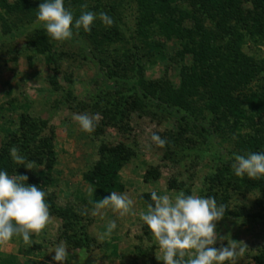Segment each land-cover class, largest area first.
<instances>
[{
	"label": "trees",
	"instance_id": "obj_1",
	"mask_svg": "<svg viewBox=\"0 0 264 264\" xmlns=\"http://www.w3.org/2000/svg\"><path fill=\"white\" fill-rule=\"evenodd\" d=\"M120 1L118 8H121ZM43 0H0V22L3 34L0 44L14 41L30 32L28 46L41 54L49 52L52 39L42 27H34L36 12ZM139 10L134 40L138 42L134 52L112 56L111 60L99 57L106 46L122 42L127 30L116 7L108 10L88 6L84 0H64L66 9L72 8L74 17L81 11L97 14L90 32L73 28L70 43L84 50V60L95 68V79L105 89V94L95 102L96 112L101 117L96 132L102 134L106 128L130 131L132 113L150 116L158 122L174 120L171 131L162 134L167 144L162 150L164 159L179 163L185 159L211 157L213 172L207 178L206 197H215L218 204H226L224 219L242 218L260 221L264 224V178L249 179L246 175L238 178L231 170L234 154L247 155L264 152V120L256 125L257 117L264 116V65L243 52L248 41L264 45V0H178L187 5L186 10L174 6L172 0H134ZM87 5L86 8H82ZM250 5V7H246ZM106 12L114 21L112 26L104 25L98 14ZM15 17L17 23L10 24L6 16ZM190 22L187 26L186 22ZM20 23V24H19ZM177 40L183 44V55L192 56V64L181 69V85L175 88L167 80L147 81L144 60L154 59L162 52V42ZM182 53H178L181 55ZM263 82L256 91L244 96L241 90H249L259 76ZM207 113V115H206ZM252 129V133L240 132L241 128ZM48 129L47 121H36L21 115L19 134L11 133L10 139L0 149V171L9 175H25L27 184L45 191L52 182V173L57 163L54 145L55 132ZM230 134L234 138L235 150L221 158V149L216 140ZM16 146L28 161L43 166L44 174L38 177L28 169L17 165L10 156V148ZM99 159L85 172L84 180L93 195L87 204L93 203L112 191L123 193L125 184L120 173L134 156V151L119 144H103L99 148ZM205 154V155H204ZM161 177L159 168L148 170L145 182H156ZM171 189L182 186L176 180L169 183ZM243 195L258 192L261 198L256 202V210L244 213L243 209H230V191ZM46 192V202L50 205V215L63 222L62 238L74 249L89 250L93 239L84 223V214L71 206H61L54 195ZM158 194V193H157ZM159 195V194H158ZM146 205L151 203V193L142 195ZM144 234L151 237L147 226ZM256 264H264V250L254 257ZM154 264H161L154 261Z\"/></svg>",
	"mask_w": 264,
	"mask_h": 264
},
{
	"label": "rangeland",
	"instance_id": "obj_2",
	"mask_svg": "<svg viewBox=\"0 0 264 264\" xmlns=\"http://www.w3.org/2000/svg\"><path fill=\"white\" fill-rule=\"evenodd\" d=\"M120 1L84 0L88 6H98L102 10L110 9L111 5L118 8ZM172 3L180 9L188 8L178 0H172ZM69 9L72 10L71 7ZM116 11L127 30V37L122 42L109 43L98 54L109 61L112 56L134 52L138 44L134 40L139 15L137 3L124 0L121 8ZM6 19L10 24L17 23L15 17L7 15ZM186 24L191 25L189 21ZM30 32L22 38L0 44V149L9 141L11 133L19 134L21 115L36 121H47L48 129L43 135L54 130L57 163L52 173L53 180L45 191L54 195L59 205L71 206L83 213L84 223L93 239L89 250L74 249L67 245L68 259L64 264H154V261H158L156 256L163 254L153 237L144 234L146 225L139 217L141 212L147 211V205L142 195L153 190L159 195H174L182 190L186 195L206 197L207 178L214 171L213 159L204 154L201 158L185 159L179 163L165 160L164 151L151 141V135L156 133L162 137L163 133L175 128V121L158 122L139 112L132 113L128 132L111 127L106 128L102 134L97 133L96 128L91 133L82 131L73 120V114H96L95 102L105 94V89L95 79V68L84 60V50L69 41L57 42L51 39L50 51L39 53L27 44ZM2 34L0 22V37ZM155 39L162 42L163 49L154 59L144 60L145 79L167 80L179 88L181 69L192 64V56L183 55V44L177 40L170 41L159 36ZM243 52L264 65V45L257 46L248 41L243 46ZM262 82L261 75L249 90L243 89L237 95L244 96L251 90H258ZM260 120H264V116L257 117V126ZM97 123H101L100 116ZM240 132L252 133L253 130L243 127ZM216 143L221 149L222 159L225 154L236 149L230 134L217 138ZM103 144H124L134 151L133 158L120 173V180L126 187L123 193H127L133 200L132 211L135 215L120 217L110 208L101 210L103 216L91 215L93 207L87 202L92 196L89 194L92 187L85 182L84 174L98 161L99 148ZM152 168H159L161 177L156 182L146 183L145 176ZM28 172L42 177L44 168L34 164ZM172 180H176L182 187L171 189L169 183ZM230 194V209H243L244 213L257 211L255 205L261 198L260 193L243 195L231 190ZM51 217V222L39 235L31 236V245L25 244L22 237L14 236L6 246L0 247V264H56L53 260L54 248L64 241L63 222L56 216ZM112 220L116 221V229L110 238L101 241L99 235L106 231L107 224ZM216 231L220 238L228 237L248 246L247 252L237 257L236 264H256L254 257L264 250L262 222L245 217L229 218L217 222ZM221 244L226 246L227 239H219L214 247H220Z\"/></svg>",
	"mask_w": 264,
	"mask_h": 264
},
{
	"label": "clouds",
	"instance_id": "obj_3",
	"mask_svg": "<svg viewBox=\"0 0 264 264\" xmlns=\"http://www.w3.org/2000/svg\"><path fill=\"white\" fill-rule=\"evenodd\" d=\"M98 16L104 25H113V19L106 12L101 11ZM96 19V13L84 10L78 18L74 17L73 12L65 8L64 0H43L36 12L34 27H42L53 40L65 42L73 38V28L90 32ZM73 120L82 131L91 133L96 128L99 113L73 114ZM151 141L160 148L167 144L166 138L156 133L151 135ZM9 151L15 164L28 170L33 168L34 162L28 161L18 147L12 146ZM230 159L231 170L236 177L264 178V152L246 156L234 154ZM27 180L25 175H9L7 171H0V247L6 246L14 236L22 237L25 244L31 245V236L39 235L52 220L46 192L35 185H28ZM93 193L94 189L90 188L89 194ZM151 201L139 218L162 252V256H156L162 264H236L237 257L249 249L243 242L218 236L216 224L224 218L228 208L226 204H218L215 197L186 195L182 190L174 195H158L153 190ZM89 203L93 205L92 216H103L101 210L108 208L120 217L135 215L133 200L127 193L112 191L109 196ZM116 227V221H110L98 239L110 238ZM219 239H227V245L214 247ZM54 253L56 264H64L68 259L66 242L56 245Z\"/></svg>",
	"mask_w": 264,
	"mask_h": 264
}]
</instances>
